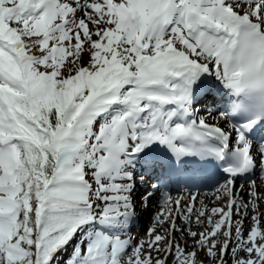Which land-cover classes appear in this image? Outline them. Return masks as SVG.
Wrapping results in <instances>:
<instances>
[{
	"label": "snow or ice",
	"instance_id": "1",
	"mask_svg": "<svg viewBox=\"0 0 264 264\" xmlns=\"http://www.w3.org/2000/svg\"><path fill=\"white\" fill-rule=\"evenodd\" d=\"M0 264H264V0H0Z\"/></svg>",
	"mask_w": 264,
	"mask_h": 264
},
{
	"label": "rangeland",
	"instance_id": "2",
	"mask_svg": "<svg viewBox=\"0 0 264 264\" xmlns=\"http://www.w3.org/2000/svg\"><path fill=\"white\" fill-rule=\"evenodd\" d=\"M144 224H146V223L140 222L138 225H139V227H143Z\"/></svg>",
	"mask_w": 264,
	"mask_h": 264
}]
</instances>
